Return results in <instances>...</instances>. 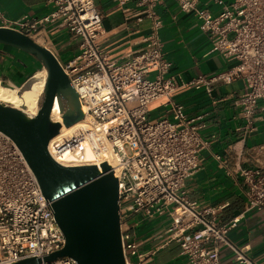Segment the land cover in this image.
Instances as JSON below:
<instances>
[{"label":"built area","instance_id":"2783aa9c","mask_svg":"<svg viewBox=\"0 0 264 264\" xmlns=\"http://www.w3.org/2000/svg\"><path fill=\"white\" fill-rule=\"evenodd\" d=\"M164 1L112 0L126 30L145 20L151 30L143 46L119 65L100 45L103 15L98 0H55V10L39 19L0 17L4 28L36 43L46 26L58 24L78 45L75 57L61 66L90 131L42 155L56 176L62 155L86 139L99 149L91 150L95 158L104 156L103 150L110 152L114 161L111 170L118 182L125 264H143L152 256L139 251L136 236L144 221L158 218L168 219L170 225L154 239L160 244L177 243L186 264H221L224 250L233 253L237 264H253L245 248L233 244L227 234L240 217L264 211V169L229 173L243 200L240 216L227 225L218 226L220 207H199L187 201L186 181L200 171L211 148L212 140L201 135L210 120L202 114L188 116L184 102L176 101L174 95L184 89H202L211 95L217 86L241 82L243 93L236 106L244 125L238 130H257V123L264 121V0H172L177 5V17L199 21L200 30L211 40L212 51L227 64L219 72L189 81L170 74L172 63L164 51L159 36L161 21L155 12ZM214 8L219 9L218 14L213 13ZM157 102H163L164 113L151 118L150 106ZM212 157L223 162L218 153ZM45 188L47 198L23 153L0 132V264L42 260L64 247L65 237L52 210L56 188L53 193L49 183ZM41 264L76 262L62 258Z\"/></svg>","mask_w":264,"mask_h":264},{"label":"crops","instance_id":"0c3cea01","mask_svg":"<svg viewBox=\"0 0 264 264\" xmlns=\"http://www.w3.org/2000/svg\"><path fill=\"white\" fill-rule=\"evenodd\" d=\"M205 1V0H200ZM231 2L232 0H223ZM55 0H0V17L15 20L22 17L39 19L55 10ZM102 13L100 45L108 58L121 64L143 46L151 30L147 20L138 27L126 30L121 12L112 0H98ZM177 5L165 0L163 6L155 9L161 21L159 36L164 41V51L172 63L170 74L178 80L189 81L200 75L216 73L226 67L225 59L212 51L209 37L200 30V23L194 19L177 17ZM214 8L213 13L218 14ZM0 27L2 21L0 18ZM41 46L49 49L60 64L70 61L78 52V45L58 24H49L43 29ZM0 81L17 85L32 71L34 60L13 50L0 48ZM241 82L217 86L211 95L204 90L184 89L174 95L176 101L184 102L188 116L206 115L209 126L201 132L205 139H211V148L204 155L200 171L186 181V200L199 207H220L218 226L229 224L242 212V192L232 184L231 171L240 169H264V121L257 123L255 132L238 130L243 121L238 116L236 101L243 93ZM164 113L163 102L150 106V117ZM246 136V140L243 137ZM221 155L223 162L212 157ZM168 219L158 218L144 221L137 232L136 243L142 253H152L143 264H186L179 256V245L175 242L160 244L156 234L167 231ZM228 239L239 248H245L253 264H264V211L252 212L240 217L234 228L229 230ZM221 264H237L229 250L220 254Z\"/></svg>","mask_w":264,"mask_h":264},{"label":"water","instance_id":"95a60500","mask_svg":"<svg viewBox=\"0 0 264 264\" xmlns=\"http://www.w3.org/2000/svg\"><path fill=\"white\" fill-rule=\"evenodd\" d=\"M0 48L19 52L34 60L54 90L59 121L46 110L29 103L0 102V132L23 153L42 194L47 198L45 182L30 152L22 144L59 149L73 137L89 133V123L60 62L49 49L20 32L4 27H0ZM25 80L16 86H21ZM56 183V201L52 210L65 237V245L42 260L31 258L16 264L52 263L62 258L73 259L76 264H125L118 182L104 156L95 158L88 144L81 142L73 151L62 155Z\"/></svg>","mask_w":264,"mask_h":264},{"label":"bare ground","instance_id":"6f19581e","mask_svg":"<svg viewBox=\"0 0 264 264\" xmlns=\"http://www.w3.org/2000/svg\"><path fill=\"white\" fill-rule=\"evenodd\" d=\"M38 42L40 43V41ZM0 102L29 103L46 110L48 113L54 116L56 120L59 121L54 90L43 71L35 73L24 84L14 89L5 87L0 83ZM86 142L92 151L96 152L99 150L98 147L88 139H86ZM22 146L26 147L30 154H33L31 157L33 158L35 164L37 162V169L41 178L44 180L46 185L49 183L53 193L56 188L55 185L57 184V173L55 172L56 176H54V171L51 165L45 161V158L47 157L42 155V153L46 155L48 152H50V149L29 143H23ZM102 153L104 154L106 161H108L109 164L113 166L112 164L114 161L110 156V152H108V150H103Z\"/></svg>","mask_w":264,"mask_h":264},{"label":"rangeland","instance_id":"374dc122","mask_svg":"<svg viewBox=\"0 0 264 264\" xmlns=\"http://www.w3.org/2000/svg\"><path fill=\"white\" fill-rule=\"evenodd\" d=\"M38 41H40V44H42V45L44 44L42 40H38ZM37 72H42V69H39L37 66L34 65V67L32 68L31 73L29 74V76L27 77V79L25 80V82H26L30 77H32L35 73H37ZM25 82H24V83H25ZM0 83H1V85L5 86V87L12 88V89H14V88L17 87L16 85H11V84L8 85V84L4 83L3 81H0ZM24 83H23V84H24Z\"/></svg>","mask_w":264,"mask_h":264}]
</instances>
